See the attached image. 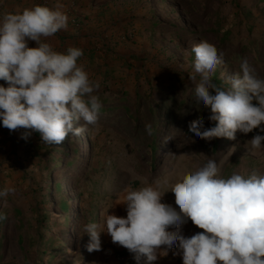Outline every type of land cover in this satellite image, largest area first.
<instances>
[{
	"label": "rangeland",
	"instance_id": "obj_1",
	"mask_svg": "<svg viewBox=\"0 0 264 264\" xmlns=\"http://www.w3.org/2000/svg\"><path fill=\"white\" fill-rule=\"evenodd\" d=\"M74 4L86 10L74 24L90 38L80 64L100 84L93 93L104 103L99 131L85 125L80 136L69 134L59 145L23 128L1 133L0 190L12 191L0 197V264H98L101 250L87 251L84 225L96 223L104 231L107 214L126 217L124 190L145 181L174 183L179 174L221 159L223 178L253 169L264 174V147L247 150L253 136L264 135L259 129L217 142L189 131L198 117L204 128L214 124L189 79L192 46L206 40L224 53V64L211 77L217 87L229 88L245 59L264 78V0ZM26 131L28 138H21ZM162 202L177 207L171 191ZM186 224L189 237L201 231L190 220ZM107 235L100 233L101 247Z\"/></svg>",
	"mask_w": 264,
	"mask_h": 264
},
{
	"label": "clouds",
	"instance_id": "obj_2",
	"mask_svg": "<svg viewBox=\"0 0 264 264\" xmlns=\"http://www.w3.org/2000/svg\"><path fill=\"white\" fill-rule=\"evenodd\" d=\"M61 7L34 5L0 15V80L8 85H0V123L9 131L38 132L49 145L62 144L69 134L80 136L85 125L98 132L102 108L93 94L99 82L78 64L83 50L69 47L61 53L44 42L67 30L68 16ZM29 41L37 46L29 47ZM192 52L189 79L196 85V102L210 110L208 118L214 124L204 128L203 117H198L189 123V131L205 141L236 140L238 132L246 135L254 129L264 132V78L245 59L242 74L222 90L211 77L224 64V53L206 40L194 44ZM78 121L83 124L74 127ZM145 129L152 134L150 124ZM29 134L26 131L21 138ZM262 147L264 135L256 134L247 150L254 153ZM224 163L208 160L195 171L179 174L174 183L157 179L126 188L120 202L126 206V217L107 214L104 231L96 223L84 225L83 232L90 237L87 251H100V233L106 232L136 264H154L173 248L182 254L183 264H264V174L253 169L247 176L234 172L223 178ZM11 191L0 190V197ZM169 191L178 210L162 202ZM189 220L201 231L185 237L181 227Z\"/></svg>",
	"mask_w": 264,
	"mask_h": 264
},
{
	"label": "crops",
	"instance_id": "obj_3",
	"mask_svg": "<svg viewBox=\"0 0 264 264\" xmlns=\"http://www.w3.org/2000/svg\"><path fill=\"white\" fill-rule=\"evenodd\" d=\"M34 5H43L51 9H55L57 5H61L60 10L68 16L67 30H60L54 36L48 37L44 42L49 43L53 50L61 53H66L67 48L77 47L85 51V40L90 39L86 36L85 29H81L74 24L78 15L84 11V7H79L74 4V0H0V15L3 13L20 12L25 8H31ZM78 20V19H77ZM82 43V44H81ZM34 41H29V47H36ZM80 64L84 60V55L79 59ZM0 85L7 87V83L0 80ZM7 133V136L12 133L7 128L3 127L0 123V135ZM173 230V229H170ZM182 234L189 237V228L187 224L181 227ZM127 252V249L112 242L111 237L107 235L106 240L103 242L101 252L98 257V264H121L120 257ZM174 253H176L174 255ZM154 264H183L182 254L176 248L168 251L167 256H158Z\"/></svg>",
	"mask_w": 264,
	"mask_h": 264
},
{
	"label": "built area",
	"instance_id": "obj_4",
	"mask_svg": "<svg viewBox=\"0 0 264 264\" xmlns=\"http://www.w3.org/2000/svg\"><path fill=\"white\" fill-rule=\"evenodd\" d=\"M120 262L121 264H136L133 255L128 250L120 257Z\"/></svg>",
	"mask_w": 264,
	"mask_h": 264
},
{
	"label": "trees",
	"instance_id": "obj_5",
	"mask_svg": "<svg viewBox=\"0 0 264 264\" xmlns=\"http://www.w3.org/2000/svg\"><path fill=\"white\" fill-rule=\"evenodd\" d=\"M222 39H223V38H221V40H222ZM219 88H221L222 90H224L223 87H221V86H219ZM101 103L104 104V103H103V99H102ZM101 109H103V108H101ZM214 140H215V142H217V141L219 140V138H214ZM65 205H66V204H65ZM96 214H97V213H95V215H96ZM0 217H4V214H0Z\"/></svg>",
	"mask_w": 264,
	"mask_h": 264
}]
</instances>
